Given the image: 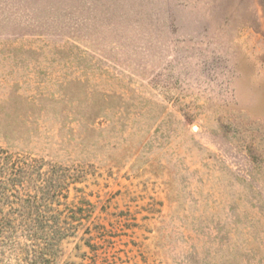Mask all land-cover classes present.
Masks as SVG:
<instances>
[{
	"label": "rangeland",
	"instance_id": "374dc122",
	"mask_svg": "<svg viewBox=\"0 0 264 264\" xmlns=\"http://www.w3.org/2000/svg\"><path fill=\"white\" fill-rule=\"evenodd\" d=\"M0 154V264H264V0H0Z\"/></svg>",
	"mask_w": 264,
	"mask_h": 264
},
{
	"label": "trees",
	"instance_id": "16d2710c",
	"mask_svg": "<svg viewBox=\"0 0 264 264\" xmlns=\"http://www.w3.org/2000/svg\"><path fill=\"white\" fill-rule=\"evenodd\" d=\"M1 155V154H0ZM1 157V156H0ZM6 160V158H5ZM0 161H4V158H0ZM35 169L34 166L30 164H0V175L3 177L7 176L4 180L7 184L14 187L18 192H27V186L32 181V172ZM38 188V187H37ZM36 189V188H35ZM45 196V199L49 196V192H46L42 195ZM29 198V196H28ZM22 201V200H21Z\"/></svg>",
	"mask_w": 264,
	"mask_h": 264
}]
</instances>
